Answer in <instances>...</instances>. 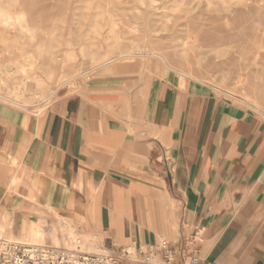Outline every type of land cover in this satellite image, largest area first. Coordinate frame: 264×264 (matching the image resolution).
I'll use <instances>...</instances> for the list:
<instances>
[{
  "label": "crops",
  "instance_id": "obj_1",
  "mask_svg": "<svg viewBox=\"0 0 264 264\" xmlns=\"http://www.w3.org/2000/svg\"><path fill=\"white\" fill-rule=\"evenodd\" d=\"M98 17L89 47L103 30ZM147 29L131 21L124 31H138L144 45ZM160 31L168 33L162 25ZM217 38L198 61L160 43L143 61L99 67L46 108L0 106L6 239L11 233L16 241L58 248L64 232L78 231L82 251L92 253L116 241L138 247L199 231L209 264H264V120L245 108L264 116V90L255 85L264 82V47L252 54ZM238 60L242 70L263 64L251 73L258 82L248 84L249 96L217 75ZM151 66L161 76L147 72ZM25 223L43 236L25 232Z\"/></svg>",
  "mask_w": 264,
  "mask_h": 264
},
{
  "label": "rangeland",
  "instance_id": "obj_2",
  "mask_svg": "<svg viewBox=\"0 0 264 264\" xmlns=\"http://www.w3.org/2000/svg\"><path fill=\"white\" fill-rule=\"evenodd\" d=\"M94 14L99 15L97 24L103 30L94 39L95 45L89 47V36H96L88 32L95 22ZM218 15L222 21H213ZM131 21L149 26L144 45L138 31L129 34L124 31ZM112 23L116 25L115 38L110 33ZM161 25L168 33L160 31ZM218 35L223 36L229 47L240 45L252 54L259 52L264 47V0H0V106L17 111H26L21 108L31 106L46 108L58 98L57 93L59 97L68 94L78 81L99 67L115 60L143 61L141 55L157 54L160 43L177 45L179 58L194 57L198 61L207 55L211 45H218ZM114 41L115 45L110 46ZM124 54L135 56L127 58ZM217 60L215 55L212 61ZM7 64L14 66L11 72L4 69ZM234 65L216 69L217 75L226 86L249 96L248 84L258 82L251 73H256L263 64L254 61L247 70L241 69L239 60ZM149 69L147 72L161 76L152 66ZM255 85L264 90V82ZM207 93L234 103L216 91ZM245 108L264 120L253 106ZM51 225L46 227L47 233ZM83 231L98 237L89 229ZM58 236L61 238L60 233ZM68 236L69 233L65 235L64 247L82 251L81 236L79 241ZM166 240L175 242L177 238ZM44 245L54 247L50 243ZM121 245L125 244L116 241L112 249L101 248L109 251ZM100 252L103 250L92 253Z\"/></svg>",
  "mask_w": 264,
  "mask_h": 264
},
{
  "label": "built area",
  "instance_id": "obj_3",
  "mask_svg": "<svg viewBox=\"0 0 264 264\" xmlns=\"http://www.w3.org/2000/svg\"><path fill=\"white\" fill-rule=\"evenodd\" d=\"M199 231L175 242L126 245L100 253L52 248L9 241L0 236V264H209L202 254Z\"/></svg>",
  "mask_w": 264,
  "mask_h": 264
},
{
  "label": "bare ground",
  "instance_id": "obj_4",
  "mask_svg": "<svg viewBox=\"0 0 264 264\" xmlns=\"http://www.w3.org/2000/svg\"><path fill=\"white\" fill-rule=\"evenodd\" d=\"M24 18V17H23ZM27 22V21H26ZM17 24V23H16ZM23 24V23H22ZM221 65V64H220ZM260 65V64H259ZM13 65L12 64H7V65H5L4 66V69L6 70V71H8V72H11L12 70H13ZM3 69V70H4ZM54 75V74H53ZM55 76V75H54ZM53 76V77H54ZM58 76V75H57ZM56 78V77H55ZM57 81V80H56ZM65 81V80H64ZM63 83V82H62ZM25 89V88H24ZM31 98V97H30ZM240 104V103H239ZM45 105H47V104H45ZM32 107V106H31ZM32 109H34V108H32ZM38 109V108H37ZM30 110V109H29ZM24 231L25 232H27V233H32L33 235H35L36 237H42L43 236V231L40 229V228H32L31 226H30V224H27V223H25L24 224ZM2 232H3V229L2 228H0V234H2ZM22 233V232H21ZM24 234V233H23ZM65 232H64V236H65ZM69 236L71 237V238H75V239H77L78 240V238L81 236V241L82 242H84L85 241V239H84V237H83V235L80 233V232H76V231H73V232H71V233H69ZM68 236V237H69ZM25 237V236H24ZM27 237V236H26ZM67 237V236H66ZM26 239V238H25ZM7 240H9V241H16V240H13V238H12V236H11V233L7 236ZM26 240H28V239H26ZM67 241V240H66ZM79 241V240H78ZM20 242V241H19ZM29 242V241H28ZM32 242H34V241H32ZM79 243H80V241H79ZM36 245H43L41 242H37V243H35ZM82 245V244H81ZM55 246L56 247H58V243L57 242H55ZM45 247H49V248H52V249H54L55 251H58V250H60V249H65V250H75V251H77V252H82V251H79L78 249H67V248H65L64 246L63 247H58V248H55V247H50V246H45ZM90 248H91V246H90ZM84 253H88V252H84Z\"/></svg>",
  "mask_w": 264,
  "mask_h": 264
}]
</instances>
